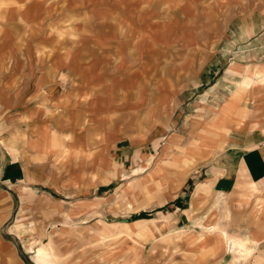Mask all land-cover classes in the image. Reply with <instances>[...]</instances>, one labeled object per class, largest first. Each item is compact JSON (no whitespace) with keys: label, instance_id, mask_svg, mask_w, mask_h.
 Masks as SVG:
<instances>
[{"label":"crops","instance_id":"0c3cea01","mask_svg":"<svg viewBox=\"0 0 264 264\" xmlns=\"http://www.w3.org/2000/svg\"><path fill=\"white\" fill-rule=\"evenodd\" d=\"M203 1L186 0L184 5H179L178 0H0V101L6 103L0 106V137H6L5 141L11 143V152L0 143L1 183L5 186L13 182L15 190L18 183L30 189L40 186L66 193L64 198L71 197L72 192L80 191L81 194L83 190L74 184L62 185L61 180L56 181L59 176H63L65 182L71 175L93 172L76 161L80 155L88 152L86 157H94L97 149L105 150L115 139L135 140L148 123L158 127L163 108L176 92L168 72H159V78L164 81L156 82V66L151 67V62L161 68L160 57L170 58L171 52L177 51L178 45L170 46L171 41L182 37L177 21L182 22V18ZM206 1L214 7L217 0ZM7 3H14V7H6ZM59 33L70 37L60 39ZM63 44L64 47L58 46ZM233 51H219L216 47L211 52V60L219 57V53L233 54ZM212 62V70L218 71L219 63ZM194 68L202 70V64ZM253 69L247 71V77L237 89L223 79L218 78L214 83L220 97L216 107L223 108L211 119L209 126L216 128L222 122L219 123L220 119L225 124L216 129L217 137L223 138L219 150L203 159L194 154L204 149L212 150L211 142L215 144L216 135L208 134L199 137L197 146L181 152L183 164L196 156L189 176L202 172V181L210 183L214 196H224L238 186L243 188L264 180L263 131L248 126L239 129L233 125L239 109L248 104L259 105L250 90L256 85L255 79H264V68ZM229 72L237 73L238 70L233 65ZM160 87L164 91L161 90L162 98L159 99ZM227 87L233 89L230 100L225 102L220 91H226ZM142 90H147V94ZM174 100L179 102L177 97ZM184 101L178 104L184 106ZM231 103L235 104L233 109ZM188 106L185 104L186 108ZM4 112L7 118H1ZM172 117L173 114L169 121ZM166 125L170 127L169 122ZM190 129L188 124L181 137L187 136ZM193 129L202 131L203 128L198 125ZM252 137L253 140L249 139ZM60 144L68 145L71 150L74 158L71 169L59 174H53L49 168L40 170L34 158L43 155L53 159L57 153L53 149ZM167 156L165 146L161 158L144 180L145 184L156 182L154 179L158 176L162 178V168L170 163L166 161ZM179 160L180 156H172L173 162ZM148 166L144 165L141 170ZM178 183L174 181L172 188ZM18 192L27 200L25 187ZM24 210L22 206L20 212ZM21 213L14 229L24 227ZM152 224L153 221H141L124 226L126 252L123 255L129 264H138L142 257L137 241L155 238L156 229L151 228ZM202 228L204 234H188L190 238L184 241L189 246L193 245L192 239L196 240L199 252L191 255L198 262L203 261L205 253L222 255L229 248L227 241L233 251L250 253L244 241L227 236L213 223H205ZM100 235L105 240V234ZM259 240L254 237V245ZM48 241L33 256L35 264L57 263L54 241L51 238ZM116 251L114 247L107 253L111 256Z\"/></svg>","mask_w":264,"mask_h":264},{"label":"rangeland","instance_id":"374dc122","mask_svg":"<svg viewBox=\"0 0 264 264\" xmlns=\"http://www.w3.org/2000/svg\"><path fill=\"white\" fill-rule=\"evenodd\" d=\"M184 3L186 0L177 2L179 5ZM11 6L14 7V3L6 5ZM177 22L182 37L170 42V46L178 45L177 51H172L170 58L160 57L161 68H157L156 62L150 65L156 66V82L164 81L159 78V72H168L176 92L163 108L158 127L148 123L135 140L115 139L105 150L97 149L94 157H86L88 152L80 155L76 161L93 172L71 175L65 182L63 176H59L56 181L61 180L62 185L74 184L83 190L81 194L80 191L72 192L71 197L64 198L66 193L60 191L40 186L31 190L22 183H18L15 190L13 182L4 186L0 181V264H35L33 256L41 245L49 242V238L55 244L56 264H126L124 226L141 221H153L151 228L156 230L155 238L137 241L142 255L138 264H264V180L243 188L238 186L224 196H214L210 183L202 181V172L189 176L196 156L183 164L181 154L191 146H197L202 135H216V131L225 125L220 119L219 123H223L216 128L209 126L211 119L223 108L216 107L220 97L213 86L217 79H223L237 89L247 77V71L264 68V0H217L214 7L204 0L191 9L182 22ZM59 36L64 40L70 37L64 33ZM216 47L219 51H234L233 54L218 52L219 57L211 60V52ZM211 61L219 63L218 71L212 70ZM201 64L202 70H195L194 67L198 69ZM233 65L237 73L229 72ZM255 80L256 85L250 92L254 93V101L259 105L248 104L239 109L233 125L239 129L245 126L260 129L264 133V80ZM233 87L220 91L225 102L230 100ZM161 90L164 91L161 87L157 91L159 99L162 98ZM142 91L147 94V90ZM175 97L180 103L185 99L184 106H180ZM234 105L231 103L232 109ZM0 106L2 108L6 103L2 100ZM199 107L203 108L199 110ZM6 114L2 113L1 118H7ZM168 122L170 127L166 125ZM188 124L189 134L181 137ZM198 125L202 131L193 129ZM217 136L211 151L204 149L194 154L203 159L212 151H218L223 138ZM5 138L0 137V143L11 152V143L7 141L8 146ZM249 139L253 140V137ZM67 146L56 145L53 150L57 153L51 160L39 155L34 161L42 171L49 168L53 174L66 173L74 164ZM165 146L166 161L170 163L162 168V178L158 176L154 179L156 182L145 184L144 180L161 158ZM1 152L2 148L0 155ZM172 156H180L181 160L173 162ZM146 164L149 166L141 170ZM174 181L179 183L172 188ZM23 187L28 192L27 200L18 192ZM22 206L25 210L21 213ZM20 213L24 227L17 230L13 226ZM205 223H213L227 236L241 239L250 253L233 251L227 241L229 248L222 255L205 253L203 261L198 262L191 255L199 252L196 240L192 239L193 245L189 246L184 241L188 234H204L202 225ZM102 233L105 240L101 239ZM254 237L260 239L255 245ZM114 247L118 251L109 256L107 252Z\"/></svg>","mask_w":264,"mask_h":264},{"label":"bare ground","instance_id":"6f19581e","mask_svg":"<svg viewBox=\"0 0 264 264\" xmlns=\"http://www.w3.org/2000/svg\"><path fill=\"white\" fill-rule=\"evenodd\" d=\"M251 76V75H250ZM261 80V79H260ZM264 80V79H263ZM231 98V97H230ZM232 109V108H231ZM222 123V122H221ZM215 130V129H214ZM225 138V137H224ZM207 141V140H206ZM209 142V141H208ZM211 143H213L214 144V142H211ZM202 145V144H201ZM206 146V145H205ZM208 147V146H207ZM213 147V146H212ZM193 148V147H192ZM200 148H202V147H200ZM188 154V153H187ZM186 154V155H187ZM192 158V157H191ZM155 176V175H154ZM149 179V178H148ZM150 180V179H149ZM126 228V227H125ZM192 237V236H191ZM193 237H195V236H193ZM188 238H190V237H188ZM136 241V240H135ZM188 241V240H187ZM206 241H207V239H206ZM125 242V241H124ZM123 242V243H124ZM133 243V242H132ZM234 245V244H233ZM138 251H139V249H138ZM241 251V250H240ZM124 252H126V251H124ZM137 252V251H136ZM109 253V252H108ZM36 255V254H35ZM136 257V256H135ZM128 258V257H127ZM128 261V260H127ZM48 262V261H47ZM129 262V261H128ZM129 264V263H128ZM130 264H131V262H130Z\"/></svg>","mask_w":264,"mask_h":264}]
</instances>
